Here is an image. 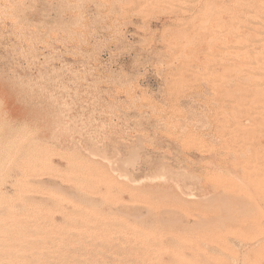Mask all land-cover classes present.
Masks as SVG:
<instances>
[{
    "label": "rangeland",
    "instance_id": "1",
    "mask_svg": "<svg viewBox=\"0 0 264 264\" xmlns=\"http://www.w3.org/2000/svg\"><path fill=\"white\" fill-rule=\"evenodd\" d=\"M262 31L264 0H0V264H264Z\"/></svg>",
    "mask_w": 264,
    "mask_h": 264
},
{
    "label": "bare ground",
    "instance_id": "2",
    "mask_svg": "<svg viewBox=\"0 0 264 264\" xmlns=\"http://www.w3.org/2000/svg\"><path fill=\"white\" fill-rule=\"evenodd\" d=\"M263 32V31H262ZM261 33V32H260ZM264 33V32H263ZM254 61V60H253ZM119 156V155H118ZM118 161V160H117ZM113 164H114V162H113ZM117 165V164H116ZM116 170H118V168H116ZM125 170V169H124ZM113 171V170H112ZM122 173V172H121ZM120 173V174H121ZM120 174H118L119 176H120ZM124 175V174H123ZM128 177V176H127ZM120 178V177H119ZM122 178V177H121ZM126 180H127V178H125ZM134 179V178H133ZM133 179H132V181H133Z\"/></svg>",
    "mask_w": 264,
    "mask_h": 264
}]
</instances>
